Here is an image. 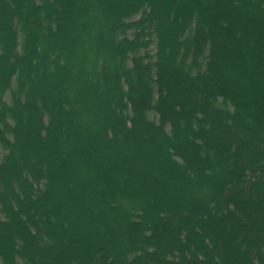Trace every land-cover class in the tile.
Instances as JSON below:
<instances>
[{
    "label": "trees",
    "instance_id": "trees-1",
    "mask_svg": "<svg viewBox=\"0 0 264 264\" xmlns=\"http://www.w3.org/2000/svg\"><path fill=\"white\" fill-rule=\"evenodd\" d=\"M171 1L0 0V264H264V114L246 125L239 86L213 74L218 48L234 58L264 38V0ZM206 8L232 21L215 24L223 43ZM181 70L202 98L175 111ZM233 119L246 144L225 130ZM224 159L233 168L212 173Z\"/></svg>",
    "mask_w": 264,
    "mask_h": 264
},
{
    "label": "rangeland",
    "instance_id": "rangeland-1",
    "mask_svg": "<svg viewBox=\"0 0 264 264\" xmlns=\"http://www.w3.org/2000/svg\"><path fill=\"white\" fill-rule=\"evenodd\" d=\"M183 1L184 0H172L171 3L169 4V7H172L173 5L177 6V4L179 2H183ZM187 2L192 5V11L200 12V7L196 5V0H187ZM172 3H174V4H172ZM216 8H218V7L217 6L213 7V10H216ZM223 8H225V5H223ZM206 9L207 10H206L205 14H207V17H212V19H213V22H209L206 25L207 32L210 33L211 30L213 31V28H216L215 24L217 25V27H218V25L222 26L221 20H223V19H226L228 21V23H227L228 25L227 26H230L229 29L231 30V27H233L231 25L232 21L228 20L227 14H226V16H221V12L218 15L217 13H213L212 12L213 10H210L208 8H206ZM224 11H226V10H224ZM255 18H257V15L255 16ZM245 20H248V18H245ZM257 20L259 21V18H257ZM178 23H179V21H178ZM210 23H212V24H210ZM247 23H248V21H247ZM243 26L241 24L238 26V30L240 32H237L238 34L236 35V37L237 36L242 37L243 35H245V29H244ZM216 30H217V38L219 39V43H221V42L223 43V41L228 40L226 38V36L228 34V30H226L225 28L221 29V30L216 28ZM0 32H2V29H1ZM70 36L68 38L66 37V42H64V45H66V47L70 46L71 48H76L77 44H72V43L70 44L69 43L70 42ZM257 37H260V39H262V40L256 41L255 38L253 37L252 41L254 42V44L256 45L259 42L258 45L264 46V38H263V36L262 37L261 36H257ZM244 39H245V37H244ZM249 39H250V37H249ZM37 40L39 42L38 43L39 45H44L45 46V44L48 43V41L45 39V34L44 33L37 35ZM247 42H248V43H246L247 47L243 46V44H241V43L238 44V45H235L236 52H235V54H233L234 58L231 57L232 59L229 56V52L225 51L223 49V47L218 48L217 51L218 50L219 51L217 52V54H216L217 56L215 57L218 68L213 70V74H217L219 76L217 78V81L219 83L222 80H224V79L230 80V78L233 80V82L237 83V85L239 86V92L241 94H244L243 95L244 96L243 97L244 98V104L242 106H240V104H238V109L243 114V122L246 125L251 127L252 124L256 123L254 121V116H255V118L257 116V118H258L260 114H264V110L262 108H258L255 111V113H253V111H254L253 110L254 102L257 103L260 100H261V102H264V91H262V89H264V63L261 62L262 59L259 60V59H257V57H255L254 49H253V47L255 45L254 44H250L251 40L247 41ZM248 47H251V49H249ZM248 51H250V53ZM2 52H3V54L4 53L6 54L8 52L7 45L3 46ZM258 52L260 53L261 51L259 50ZM244 55H248V58L246 56H244ZM7 56H8V53H7ZM262 56H261V58H262ZM0 60H1V57H0ZM239 61H241L240 63H242L244 66H246V68H248V72L243 71L241 68L239 69ZM8 62L10 63L11 60L8 59ZM250 66H251V69H250ZM34 69H35L34 73H32L33 70H32L31 73L34 74V75H37V73H36L37 72L36 71L37 67H35ZM29 71H31V70L29 69ZM180 74H181V76H179L178 74L176 76V77H178V78H176L177 79L176 83H177L178 86H175L177 88H175L174 93H172V95H171L172 96L171 97L172 98L171 99V103H172V106L174 107L173 109L175 111H177L176 106H179V108H182L184 106V100L186 98L191 99V102H192L191 104L195 105V106L199 105V102H200V100L202 98V95L198 94V92H197V94L194 97L187 94L185 89H187L189 86H188V83L185 82V79H184V74L185 73L183 72V70H181ZM178 82L179 83L181 82V83L179 84ZM66 86H68V84H66ZM195 86L197 87V85H195ZM169 91L172 92L171 89ZM200 92H202V90L199 89V93ZM189 96L191 98H189ZM188 102H189V100H188ZM22 122H23V124L25 123L23 119H22ZM199 124H201V123H199ZM215 128L214 127L212 128L213 132H214ZM33 129H34L33 127H30L28 129V134H29L28 138H27L28 141L29 140H32V141L35 140L34 135H33ZM225 130L228 131V132H232L236 136H238L239 139H240L241 144H246L247 140H249L250 137L252 136V134H249L250 131H247V129H245V126H239V124H237L235 120H234L233 126H227V128H225ZM212 131H210V132H212ZM263 133H264V128H263ZM182 135L183 134L181 133V131L177 129V137H179L180 140L182 139L181 138ZM152 137H153V133L150 131V129L145 130L144 132L141 133V139H142L143 142H145V141L146 142H151ZM211 138L214 139V136L211 135ZM156 140H157L158 143H161V144L163 143V140L161 138H158ZM187 140H188L187 144H189L188 142H190L191 140L193 141V138L192 137H188ZM216 142H218L219 144L223 145L224 140H220V141H216ZM19 144H18V146H16V148L14 150L16 157H18L21 154V152H22ZM224 144H225V142H224ZM206 145L209 146L208 144H205V142H204V145H203L204 148H207ZM263 145H264V142H263ZM260 148H261V146H256L255 147V146H252L250 144L249 147H247V156L251 157V156H255V155L261 154L262 151H261ZM2 153L3 152L0 151V156L2 155ZM212 157H214V156L210 155V160L212 159ZM90 158L91 157H89L88 159H90ZM83 159H84L83 163H81V164L77 163L78 166L86 165V158L84 157ZM227 160L228 159H224V160L219 161V162L218 161H214L213 165L211 167L212 168V173L218 172L220 170L227 171V168H226L227 166H229V168H233V164L234 163H232V160L231 161H229V160L227 161ZM241 162L245 163V161H243V160H241ZM263 162H264V160H263ZM237 163H239V162H237ZM188 165L192 166L193 168H195L194 164L190 163L189 160H188ZM89 168H91V166H89ZM98 171H100V169L96 167L95 172L97 173ZM124 171H125L124 173H127L126 177L127 178L130 177L131 174L129 172H127V170H125V169H124ZM106 172H107L106 174H108V179L107 180H109L111 183H115V184H118V185L121 186L122 182L119 181L115 177L114 171L111 173V175H110V172H108L107 169H106ZM120 175L123 176V174H120ZM123 179H124V177H123ZM173 185L175 187H178V183H176V185L175 184H173ZM58 200H59L58 205H60V206H64L65 205V207H69L68 205L74 203V201H73L74 198L72 197V195H68L66 193H65V195H63ZM79 211H80V208L79 207H75V209L72 210V212H71L72 216L73 217H79L80 216ZM60 217L61 216H58L57 218H59V220H60ZM69 221H70V223L73 222L71 220H69ZM36 259L37 258H35V260ZM35 260H34V262H37Z\"/></svg>",
    "mask_w": 264,
    "mask_h": 264
}]
</instances>
